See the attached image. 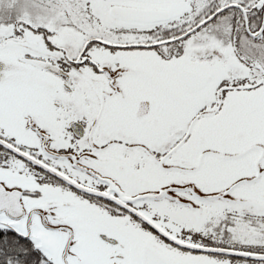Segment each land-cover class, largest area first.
I'll use <instances>...</instances> for the list:
<instances>
[{"label":"snow or ice","instance_id":"6c2138e0","mask_svg":"<svg viewBox=\"0 0 264 264\" xmlns=\"http://www.w3.org/2000/svg\"><path fill=\"white\" fill-rule=\"evenodd\" d=\"M0 264H264V0H0Z\"/></svg>","mask_w":264,"mask_h":264}]
</instances>
